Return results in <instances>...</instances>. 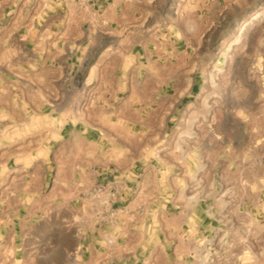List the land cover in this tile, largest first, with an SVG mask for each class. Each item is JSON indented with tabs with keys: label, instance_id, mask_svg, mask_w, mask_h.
<instances>
[{
	"label": "rangeland",
	"instance_id": "1",
	"mask_svg": "<svg viewBox=\"0 0 264 264\" xmlns=\"http://www.w3.org/2000/svg\"><path fill=\"white\" fill-rule=\"evenodd\" d=\"M0 264H264V0H0Z\"/></svg>",
	"mask_w": 264,
	"mask_h": 264
},
{
	"label": "bare ground",
	"instance_id": "2",
	"mask_svg": "<svg viewBox=\"0 0 264 264\" xmlns=\"http://www.w3.org/2000/svg\"><path fill=\"white\" fill-rule=\"evenodd\" d=\"M253 19V18H252ZM249 23V22H248ZM243 28H245V26L243 27Z\"/></svg>",
	"mask_w": 264,
	"mask_h": 264
}]
</instances>
